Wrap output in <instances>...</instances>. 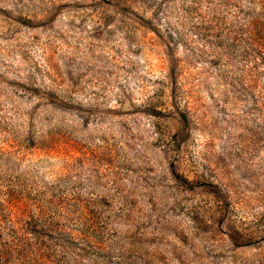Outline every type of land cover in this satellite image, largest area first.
Returning a JSON list of instances; mask_svg holds the SVG:
<instances>
[{"label": "rangeland", "instance_id": "1", "mask_svg": "<svg viewBox=\"0 0 264 264\" xmlns=\"http://www.w3.org/2000/svg\"><path fill=\"white\" fill-rule=\"evenodd\" d=\"M0 264H264V0H0Z\"/></svg>", "mask_w": 264, "mask_h": 264}]
</instances>
